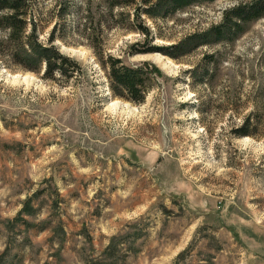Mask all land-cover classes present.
Returning a JSON list of instances; mask_svg holds the SVG:
<instances>
[{
    "label": "rangeland",
    "instance_id": "obj_1",
    "mask_svg": "<svg viewBox=\"0 0 264 264\" xmlns=\"http://www.w3.org/2000/svg\"><path fill=\"white\" fill-rule=\"evenodd\" d=\"M254 1L151 20L142 0L112 13L106 0H30L39 41L56 27L83 75L54 84L0 59V264H264V16L179 60L144 53ZM93 50L153 66L154 90L112 97ZM246 118L254 136H234Z\"/></svg>",
    "mask_w": 264,
    "mask_h": 264
},
{
    "label": "trees",
    "instance_id": "obj_2",
    "mask_svg": "<svg viewBox=\"0 0 264 264\" xmlns=\"http://www.w3.org/2000/svg\"><path fill=\"white\" fill-rule=\"evenodd\" d=\"M213 1L215 0H142L145 8L141 12L151 20L166 19L168 15L183 11L200 2L211 3ZM130 3L131 0H106L109 13L117 7H128ZM29 11L30 0H0V32L4 35L0 39V59L7 67L13 65L40 75V78L46 82L65 85L73 80L77 81L83 75V69L77 61L63 55L53 45L57 28H53L46 44L40 42L37 36V23L29 18ZM263 16L264 0H255L250 4L226 11L220 25L201 34L190 35L170 49L151 47L144 53L159 52L174 60H179L191 54L198 46L225 41L234 42L244 32V25ZM90 22L94 28L99 26L94 23L93 18ZM135 27L144 38L149 37L150 33L145 27L140 25ZM93 51L99 67L104 72L112 97L141 104L154 90L155 75L160 76V73L153 66L146 63L129 66L119 58ZM212 62L211 56H205L203 59L205 68ZM207 75L208 70H203L200 83ZM193 76L192 79L197 80V75ZM254 131H256L255 125L250 122L249 118H246L239 127L232 131V134L236 137L254 136ZM26 203L19 216L28 211Z\"/></svg>",
    "mask_w": 264,
    "mask_h": 264
},
{
    "label": "bare ground",
    "instance_id": "obj_3",
    "mask_svg": "<svg viewBox=\"0 0 264 264\" xmlns=\"http://www.w3.org/2000/svg\"><path fill=\"white\" fill-rule=\"evenodd\" d=\"M126 105V104H125Z\"/></svg>",
    "mask_w": 264,
    "mask_h": 264
}]
</instances>
